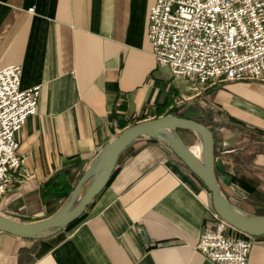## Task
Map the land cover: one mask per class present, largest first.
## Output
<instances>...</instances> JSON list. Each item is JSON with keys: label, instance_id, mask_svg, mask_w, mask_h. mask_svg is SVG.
<instances>
[{"label": "crops", "instance_id": "1", "mask_svg": "<svg viewBox=\"0 0 264 264\" xmlns=\"http://www.w3.org/2000/svg\"><path fill=\"white\" fill-rule=\"evenodd\" d=\"M152 1L0 0V66L17 62L20 86L40 84L36 111L15 132L23 160L0 194L1 212L49 214L122 122L171 108L212 129L226 196L264 212V79L172 73L146 34ZM210 206L209 190L183 160L140 134L57 239L0 230V264H215L195 247ZM247 264H264V234Z\"/></svg>", "mask_w": 264, "mask_h": 264}, {"label": "built area", "instance_id": "2", "mask_svg": "<svg viewBox=\"0 0 264 264\" xmlns=\"http://www.w3.org/2000/svg\"><path fill=\"white\" fill-rule=\"evenodd\" d=\"M31 8V7H30ZM147 37L159 63L200 81L264 79V0H153ZM21 66H0V193L23 154L16 130L37 109L40 84L20 86ZM195 247L215 264H247L256 235L237 229L212 206Z\"/></svg>", "mask_w": 264, "mask_h": 264}, {"label": "water", "instance_id": "3", "mask_svg": "<svg viewBox=\"0 0 264 264\" xmlns=\"http://www.w3.org/2000/svg\"><path fill=\"white\" fill-rule=\"evenodd\" d=\"M191 129L199 136L200 154L195 153L179 129ZM140 134L162 140L204 183L213 209L235 228L248 233L264 234V212L247 210L230 200L217 178L214 161V136L204 122L173 112L140 118L123 126L93 155L64 201L49 214L24 220L0 211V230L28 237H45L65 227L83 212L86 205L108 181L121 150Z\"/></svg>", "mask_w": 264, "mask_h": 264}, {"label": "trees", "instance_id": "4", "mask_svg": "<svg viewBox=\"0 0 264 264\" xmlns=\"http://www.w3.org/2000/svg\"><path fill=\"white\" fill-rule=\"evenodd\" d=\"M168 112H173V113H176V114H179V115H181L178 111H176V109L175 108H171V109H169L168 110ZM143 115H141V116H139V117H142ZM137 119H133V120H130L129 122H128V124H130V123H132V122H134V121H136ZM125 124H126V121L125 122H122V126H125ZM150 138L151 139H158V138H156V137H151L150 136ZM131 146V142H129L122 150H121V152L119 153V155H118V158H117V161H116V163L117 162H119L121 159H122V157L124 156V155H126L127 153H128V149H129V147ZM77 161V160H76ZM193 172V171H192ZM194 173V172H193ZM81 174V173H80ZM79 174V175H80ZM195 174V173H194ZM79 175H78V177H79ZM196 175V174H195ZM197 176V175H196ZM198 177V176H197ZM199 178V177H198ZM200 179V178H199ZM200 181H202L201 179H200ZM203 183V182H202ZM204 184V183H203ZM72 186H73V184H70L69 186H67L66 187V189H64V190H62L60 193H58V195L59 196H64V197H66L67 195H68V193H69V191H70V189L72 188ZM52 212V211H51ZM84 215V211L82 212V213H80L78 216H76V217H74L73 219H71L66 225H65V229H67V228H69L70 226H72L74 223H76L82 216ZM54 236H53V238L54 239H57L60 235V229L59 230H57V231H55L54 233ZM51 235V234H50ZM47 236H49V235H47ZM46 236V237H47Z\"/></svg>", "mask_w": 264, "mask_h": 264}, {"label": "rangeland", "instance_id": "5", "mask_svg": "<svg viewBox=\"0 0 264 264\" xmlns=\"http://www.w3.org/2000/svg\"><path fill=\"white\" fill-rule=\"evenodd\" d=\"M180 132L183 134L184 138L188 141V144H190L191 147L200 146L199 136L195 131H193L191 129L181 128Z\"/></svg>", "mask_w": 264, "mask_h": 264}, {"label": "bare ground", "instance_id": "6", "mask_svg": "<svg viewBox=\"0 0 264 264\" xmlns=\"http://www.w3.org/2000/svg\"><path fill=\"white\" fill-rule=\"evenodd\" d=\"M191 147V146H190ZM191 149L197 153V154H200V146H197V147H191Z\"/></svg>", "mask_w": 264, "mask_h": 264}]
</instances>
